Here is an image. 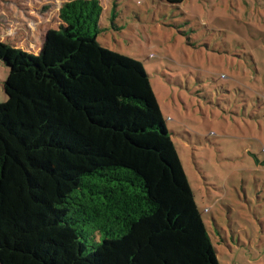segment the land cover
<instances>
[{"label": "trees", "instance_id": "trees-1", "mask_svg": "<svg viewBox=\"0 0 264 264\" xmlns=\"http://www.w3.org/2000/svg\"><path fill=\"white\" fill-rule=\"evenodd\" d=\"M102 12L66 1L39 53L0 40V264H221L150 76L98 40Z\"/></svg>", "mask_w": 264, "mask_h": 264}, {"label": "rangeland", "instance_id": "rangeland-1", "mask_svg": "<svg viewBox=\"0 0 264 264\" xmlns=\"http://www.w3.org/2000/svg\"><path fill=\"white\" fill-rule=\"evenodd\" d=\"M66 1L0 0V40L39 53ZM100 3L98 40L145 66L219 262L264 264V0Z\"/></svg>", "mask_w": 264, "mask_h": 264}, {"label": "crops", "instance_id": "crops-1", "mask_svg": "<svg viewBox=\"0 0 264 264\" xmlns=\"http://www.w3.org/2000/svg\"><path fill=\"white\" fill-rule=\"evenodd\" d=\"M1 65V64H0Z\"/></svg>", "mask_w": 264, "mask_h": 264}]
</instances>
